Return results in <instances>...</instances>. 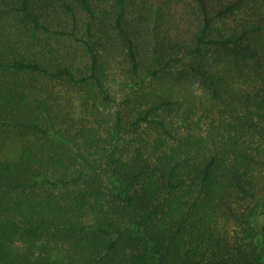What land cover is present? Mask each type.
<instances>
[{
  "label": "trees",
  "instance_id": "16d2710c",
  "mask_svg": "<svg viewBox=\"0 0 264 264\" xmlns=\"http://www.w3.org/2000/svg\"><path fill=\"white\" fill-rule=\"evenodd\" d=\"M260 212L264 0H0V264H261Z\"/></svg>",
  "mask_w": 264,
  "mask_h": 264
},
{
  "label": "rangeland",
  "instance_id": "374dc122",
  "mask_svg": "<svg viewBox=\"0 0 264 264\" xmlns=\"http://www.w3.org/2000/svg\"><path fill=\"white\" fill-rule=\"evenodd\" d=\"M2 156L7 161L15 160L16 157L18 156V146L13 144L7 145L3 151ZM263 220H264V213L260 212L259 224H261ZM261 264H264V255L261 256Z\"/></svg>",
  "mask_w": 264,
  "mask_h": 264
}]
</instances>
